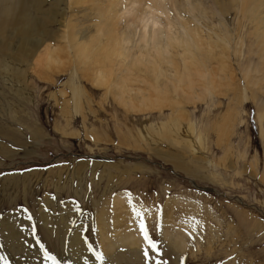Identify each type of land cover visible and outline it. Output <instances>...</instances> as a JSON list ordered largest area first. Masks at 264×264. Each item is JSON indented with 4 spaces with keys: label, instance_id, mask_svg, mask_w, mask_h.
I'll return each instance as SVG.
<instances>
[{
    "label": "rangeland",
    "instance_id": "1",
    "mask_svg": "<svg viewBox=\"0 0 264 264\" xmlns=\"http://www.w3.org/2000/svg\"><path fill=\"white\" fill-rule=\"evenodd\" d=\"M27 1L32 10L41 2L54 10L55 0ZM171 2L161 11L154 8L161 0H64L63 19L47 25L34 57L15 63L8 78L0 73V264H86L93 254L92 264H264V0H220L222 16L214 0H184L185 11ZM102 7L113 40L97 31ZM140 13L160 22L157 44L143 39L153 29L139 28ZM73 29L100 38L111 59L94 54L82 63L75 49L86 42L79 34L72 49ZM201 38L206 79L216 87L203 101L168 94L173 101L162 106L130 110L114 89L96 84L109 71L130 96L164 88L153 61L165 69L174 58L181 73L194 72ZM46 50L61 52L64 63L50 69ZM191 80L198 94L204 80ZM70 84L82 91L78 113ZM191 126L204 138L200 152L184 139L194 136ZM148 127L159 130L153 136ZM117 224H140L139 246L108 251L112 232L125 229Z\"/></svg>",
    "mask_w": 264,
    "mask_h": 264
},
{
    "label": "bare ground",
    "instance_id": "2",
    "mask_svg": "<svg viewBox=\"0 0 264 264\" xmlns=\"http://www.w3.org/2000/svg\"><path fill=\"white\" fill-rule=\"evenodd\" d=\"M62 1H64V0H55L54 4H53L54 10L45 11L43 8L44 2H41L39 4V7L36 10H32L29 7L27 0H0V60L3 59V63H1V68L3 66L4 71H5L4 74H3V72H0V73H1L3 78H8V76L10 77L13 74V65L15 63L16 64L17 63L18 64L23 63V66H24V64L27 63L28 59L30 57L31 58L34 57V55L37 53V51L43 46V44H45L46 41H45L44 37L48 33L47 25L53 24L56 21H60V19H63V15L65 14L66 9L62 10L61 6H60ZM133 1L138 2V0H132V2ZM164 1L165 0H161V3H158L155 7L153 5L152 6L157 10L165 11V10H167V5L164 3ZM237 1L238 0H229V4L232 5L233 3L237 2ZM111 2H113V1H110V3ZM171 4H172V7L175 6V7H178L180 9H183L184 11L187 10L184 7L185 6L184 0H173V2H171ZM214 4L216 5V7L218 9V10H216L217 14L219 13L218 15L221 14V16H222L223 15L222 6L224 5V3L220 2V0H214ZM254 7H255L254 5L247 3L246 13L251 15V16H257L259 14V13L257 14V11L259 9H254ZM102 11H103V13H101V12L99 13V20H100L99 25H100V27L97 29V31H99L104 38H106L108 40H113V35L111 34V31H114V28L112 26H110V24L108 23V13L104 7H102ZM40 15H43V16H40ZM137 16H138V19L136 21H138L137 23H138L139 28L143 29L144 32H146L148 29H153V32L151 33L152 35L147 36V34L144 33L142 35L143 39H146L148 37L155 44H157L158 41L160 42V40H162L161 37L163 34H162V32H159L160 30H155V26H157V24L160 23V22H157L156 20H154L155 16L154 15H152V16L147 15L146 13H140ZM171 19H173V18H171ZM64 22L65 21L61 22L59 25L64 27L65 26ZM172 23H173V21H172ZM168 26L170 27L171 23H168ZM192 29H194V28H192ZM71 32H72L71 37H68V39L70 41V46L72 47V49H74L75 43L78 42V36L81 33L78 31V29L77 30L73 29V31H71ZM61 33H62V35H61L62 40H65L67 38V32L63 33V31H61ZM190 33H193V35H194L195 31L191 30L189 32V34ZM189 36H191V35H189ZM197 36H199L198 33H197ZM81 38L85 39L86 43H85V45L79 46L75 50L78 53V55L80 56L82 63L89 61V59L94 54H100V55L103 54L104 59H106V60L111 59L112 55L110 53H108V51H105L104 46L100 42V38H95L92 35L87 37V36L82 35V34H81ZM171 40L172 39L168 40L169 44L171 43ZM202 40L203 39L201 38V39H198L197 41H195V43L198 42L201 46L200 47L201 51H199L200 49L198 50V54H201L200 55L201 59L200 60L198 59V62H197L198 68H196L194 70V72H190V70H188L189 67L185 66L184 68L187 69L186 72L184 70L181 73L179 67L176 65L174 58H169L167 61L164 62V63H166L167 66H169V65L171 66V68H165V69L161 68L157 62L153 61L151 73H153L154 76H156V78H159L160 77L159 71L164 72L165 75H163V76H165V80L168 81V83H164V88H162L161 83H159L160 84L159 86L154 84L152 86V89L154 90V92H152V93L145 94L142 92H137L134 95L130 96L129 93H132V90L129 93H127L128 91L126 89L128 88V86H127L126 82L123 80H121V81L119 80L120 82L114 83L113 81H111L112 73H110L109 71H107V73L103 74L102 78H100L96 81V84L98 86H107L110 89V91H111V89L112 90L114 89L115 90L114 93L116 94V96H118L119 103L122 104L125 108L130 109V110H142V109L157 108V107H159V104L162 106L168 101H173V99H171V97H168V94L177 95L178 97L182 98L186 102H190V101H194V100L203 101V100H205V98L208 97V95H211V96L216 95V93H215L216 87L209 79H206V77L210 76V73L209 72L206 73V71H207L206 70V64H205L206 59L204 56L206 52L203 51V50H205V44H204V42H202ZM151 41H148V43ZM226 41L230 42L231 39L226 37L225 42ZM122 42L127 43V41H125V37L120 38L119 43L121 44ZM142 42H143V40H142ZM116 43L117 42H115L114 44L116 45ZM96 46H98V47L96 48ZM197 46L198 45H196V47ZM116 47L118 49V51H117V56H118V55H120L119 44H117ZM202 48H204V49L202 50ZM46 49H47V47H46ZM224 49H226V48H224ZM113 52L115 54V50H113ZM60 53L61 52H59L57 50H56V52L50 51V50L45 51L46 63L49 65V67L54 65V64L59 63L61 65L62 63H64V61H62V59H61ZM194 66H196V64H194ZM227 67L228 66H226V68L221 67L220 68L221 73L226 72ZM134 68L137 69L138 71H140L141 73L147 72V69H145L139 63L138 64L136 63L134 65ZM50 69L55 70L56 68L50 67ZM170 72L174 73L173 77H171V75H170V77L168 76V74H171ZM192 75H198L200 77V79L204 80V85L199 88L198 94H191V91H194L192 89H194V86H195V83L191 80ZM161 77H162V75H161ZM245 78L246 79L249 78V73L246 72ZM224 80H225V78H223V81ZM5 84H6V82H5ZM248 84H250L249 81H248ZM69 88H70L72 95H73L72 108L74 107L75 112L78 113L80 111V106H79L77 101H78L82 91L75 88V86L73 84H70ZM12 90L15 92H19V91L15 90L14 88ZM163 90H165V91L162 92ZM126 95L128 97H126ZM244 97H246V96L244 95ZM75 99L77 100L76 102H75ZM191 127H192V134H194V136L193 135L185 136L184 139H186L187 142H189L190 146L196 152H200V150H201L200 148L205 149V143L203 141L204 138H203L202 134L199 133L200 131L197 132L193 126H191ZM148 128H149L148 130L151 131L153 136H154V133H156L159 130V129H154L153 127H148ZM151 129H153L154 131H152ZM228 132H230V130ZM152 135H148L149 139L153 137ZM220 135H221V133H220ZM120 198L118 197L116 199V205L117 206H119V205L125 206L124 199H122V198L120 199ZM117 225H119V228H117L118 230L121 227H125V229L123 232L117 234L116 236H114L113 232H112L111 241L109 242V244L107 246H105L108 251H112L114 246L117 247L118 245H123L124 242L125 243L127 242V244L134 246V247L139 246L138 243L133 241V239L135 238V234H136L133 232H134V228L136 226L137 227L140 226V224H131V226L126 225V224H117ZM137 229L139 230V228H137ZM138 234H139V232H138ZM12 235H14V234H12ZM186 235H188V234H186ZM108 237H110V236L108 235ZM13 243H14V241H13ZM125 247H127V246H125ZM106 248H105V251L107 253ZM36 250H39V249L36 248ZM179 251L184 252L185 248L179 247ZM41 252H44V251L41 249ZM15 254H17V253H15ZM96 256H95V254H93V256L91 258H89V260L87 261L86 264H92L90 262L92 260L96 261L97 260ZM137 258H139V256L135 257V259H137ZM101 261H100V263H101ZM17 263H18V261H17Z\"/></svg>",
    "mask_w": 264,
    "mask_h": 264
},
{
    "label": "snow or ice",
    "instance_id": "3",
    "mask_svg": "<svg viewBox=\"0 0 264 264\" xmlns=\"http://www.w3.org/2000/svg\"><path fill=\"white\" fill-rule=\"evenodd\" d=\"M145 237H146V239H147V232L145 231ZM149 244H150V246L153 248V249H155L156 248V245H155V243L153 242V241H151V240H149ZM144 255H148V253L147 252H145L144 253ZM46 258H49V259H51V257H47L46 256ZM98 258H100V259H104V257L103 256H100V257H98Z\"/></svg>",
    "mask_w": 264,
    "mask_h": 264
}]
</instances>
